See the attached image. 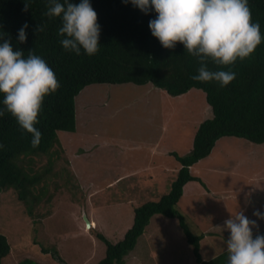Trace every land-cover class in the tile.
I'll use <instances>...</instances> for the list:
<instances>
[{
  "label": "trees",
  "instance_id": "16d2710c",
  "mask_svg": "<svg viewBox=\"0 0 264 264\" xmlns=\"http://www.w3.org/2000/svg\"><path fill=\"white\" fill-rule=\"evenodd\" d=\"M128 83L173 97L202 90L213 116L187 155L171 154L181 166L170 192L136 208L121 241L95 232L106 244L97 264H125L156 215L179 220L196 264H264V229L204 261V234L176 208L186 184L203 183L192 167L220 139L264 144V0H0V198L39 202L48 171H34L33 159L60 147L59 132H76V97L93 84ZM12 249L0 204V264Z\"/></svg>",
  "mask_w": 264,
  "mask_h": 264
},
{
  "label": "rangeland",
  "instance_id": "374dc122",
  "mask_svg": "<svg viewBox=\"0 0 264 264\" xmlns=\"http://www.w3.org/2000/svg\"><path fill=\"white\" fill-rule=\"evenodd\" d=\"M212 116L199 89L173 97L152 84L86 87L76 97V132H59L60 147L33 159L34 171H48L35 189L39 202L16 204L11 191L0 198L13 246L5 264H97L106 244L95 232L121 241L135 209L170 192L181 166L171 154L187 155L200 124ZM205 160L198 174L205 193L189 192L176 208L194 235L214 227L201 242L209 261L264 229V144L224 137ZM125 264L196 260L179 220L156 215Z\"/></svg>",
  "mask_w": 264,
  "mask_h": 264
},
{
  "label": "crops",
  "instance_id": "0c3cea01",
  "mask_svg": "<svg viewBox=\"0 0 264 264\" xmlns=\"http://www.w3.org/2000/svg\"><path fill=\"white\" fill-rule=\"evenodd\" d=\"M206 163H208V162H206V160L204 159V160H202L200 163H198V164H196V165H199L197 168H196V176H198V177H200L199 175H201V173H202V169H204V167H205V165H206ZM192 169H194V167H192ZM198 169V170H197ZM200 169V170H199ZM207 169H208V166H207ZM192 171V170H191ZM193 173V172H192ZM199 174V175H198ZM202 180V179H201ZM197 181H192V182H189L188 184H186V186H185V188H184V194H183V196H185L186 194H188L189 192H193V194L194 193H197V192H204L205 193V191L206 190H203L201 187V185H202V183H201V185L197 182ZM200 188H201V190H200ZM211 193H213V192H211ZM208 194H210V191H208ZM214 194V193H213ZM201 203H199V205H200ZM221 204V203H220ZM210 205V204H209ZM221 206H223V205H221ZM206 209V208H205ZM203 211H205L204 210V208H203ZM197 215H199V217L201 218L202 216H201V213H199V214H197ZM199 223H200V220L198 221ZM203 223H205V222H203ZM93 224V223H92ZM220 224H221V222H220ZM216 226V225H215ZM211 229H214V227L213 226H208L205 230H204V235H208L209 234V232H210V230ZM215 230V229H214ZM212 234V233H211ZM243 236H245V235H243ZM135 250V249H134ZM201 251H202V249H201ZM204 261H207L206 259H203Z\"/></svg>",
  "mask_w": 264,
  "mask_h": 264
},
{
  "label": "water",
  "instance_id": "95a60500",
  "mask_svg": "<svg viewBox=\"0 0 264 264\" xmlns=\"http://www.w3.org/2000/svg\"><path fill=\"white\" fill-rule=\"evenodd\" d=\"M85 220L87 222L88 228H91V222H90V220L86 216H85ZM63 264H65V263H63Z\"/></svg>",
  "mask_w": 264,
  "mask_h": 264
},
{
  "label": "bare ground",
  "instance_id": "6f19581e",
  "mask_svg": "<svg viewBox=\"0 0 264 264\" xmlns=\"http://www.w3.org/2000/svg\"><path fill=\"white\" fill-rule=\"evenodd\" d=\"M91 226H92V222H91Z\"/></svg>",
  "mask_w": 264,
  "mask_h": 264
}]
</instances>
